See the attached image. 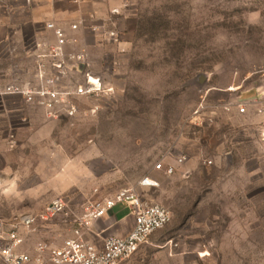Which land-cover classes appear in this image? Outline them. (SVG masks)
Returning <instances> with one entry per match:
<instances>
[{
  "label": "rangeland",
  "instance_id": "1",
  "mask_svg": "<svg viewBox=\"0 0 264 264\" xmlns=\"http://www.w3.org/2000/svg\"><path fill=\"white\" fill-rule=\"evenodd\" d=\"M85 1L119 39L71 51H87L112 93L77 97L76 115L57 118L0 99V237L14 216L62 198L65 211L27 238L31 251L58 246L88 201L131 189L172 219L122 264H264V129L239 111L264 107V0ZM22 54L2 50L0 83L34 80L37 60ZM146 177L158 187H141Z\"/></svg>",
  "mask_w": 264,
  "mask_h": 264
},
{
  "label": "built area",
  "instance_id": "2",
  "mask_svg": "<svg viewBox=\"0 0 264 264\" xmlns=\"http://www.w3.org/2000/svg\"><path fill=\"white\" fill-rule=\"evenodd\" d=\"M116 12V11H114ZM83 23L70 26L77 31ZM55 36V44L38 43L35 55L37 69L32 82L13 80L0 83V99L11 96L18 97L26 103L43 108L51 117L60 114L73 117L77 113L75 98L109 96L112 89L106 87L100 76L91 72V63L86 50L66 51L65 46L76 43L67 36L65 30L54 22L45 24ZM92 33L117 42L119 34L115 30H103L102 26L93 24ZM74 71L83 77V83L70 84L67 80ZM241 107L239 111L245 112ZM258 113H264V107L258 108ZM186 156L176 159L177 165H182ZM208 161V164H211ZM157 170L166 175L174 173L175 167L158 164ZM159 183L152 178H144L140 186L144 188L158 187ZM117 204L125 205L134 218L132 230L125 236H110L103 241L101 248L86 239L95 224L110 214ZM66 201L56 198L44 206L40 213L19 214L13 217L10 230L0 237V258L5 264H122L130 259L138 250L147 244L153 234L166 227L171 219V211L162 205L150 202L136 191L123 189L109 198L92 199L83 207L81 215L75 219L76 226L73 235L58 246L47 243L37 244L32 251L27 248V238L30 233L40 229L41 224H47L56 216L62 214ZM34 252V253H32Z\"/></svg>",
  "mask_w": 264,
  "mask_h": 264
},
{
  "label": "crops",
  "instance_id": "3",
  "mask_svg": "<svg viewBox=\"0 0 264 264\" xmlns=\"http://www.w3.org/2000/svg\"><path fill=\"white\" fill-rule=\"evenodd\" d=\"M58 1L61 0H0V59L3 49L13 50L16 48L23 51L21 57L36 61L35 55L39 52L36 49L38 43L53 45L56 42L53 32L45 28L47 22H54L57 26L62 27L67 36L76 41L73 44L80 48L95 47L98 43V35L92 33L89 27L93 24L102 25L101 19L95 11L97 5L92 4L93 1L81 0V2H76L78 4L75 8L77 7V9L68 11L65 7L56 6ZM53 5L56 7L51 9ZM72 17L79 19L77 22L83 23L77 31H72L66 20ZM73 44L65 46V50L71 51V48L75 46ZM258 108L259 104L253 100L248 103L245 112L253 118L262 120L264 129V113L258 115ZM117 208L118 211H115ZM104 223L107 225L105 226ZM133 225L134 218L130 215L128 208L123 204H117L108 216L95 224L86 239L101 248L106 238L125 236L132 230Z\"/></svg>",
  "mask_w": 264,
  "mask_h": 264
}]
</instances>
